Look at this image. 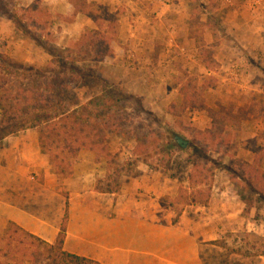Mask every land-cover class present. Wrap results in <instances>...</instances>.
<instances>
[{
  "label": "rangeland",
  "instance_id": "374dc122",
  "mask_svg": "<svg viewBox=\"0 0 264 264\" xmlns=\"http://www.w3.org/2000/svg\"><path fill=\"white\" fill-rule=\"evenodd\" d=\"M29 1L0 0V14L12 15L19 21L22 20V27L13 25L16 29L11 48L20 50L21 54L23 51L32 53L35 61L22 63L35 65L49 73L56 70L57 63L44 46L65 58L68 65L57 71L63 72L61 76L64 81H73L70 85H64L71 90L58 91L57 96L46 92L52 96L50 102L57 100L61 106H51L42 113L53 114L64 110L66 107L62 108V105H70V108L79 105L77 114L80 120L77 129L83 132L84 137L90 136L78 138V142L73 143L64 138V131L56 135L60 129L43 128L44 134L51 141L53 136H56L57 143L64 140V145L60 148L55 145L57 143L51 144L50 139L47 141L48 145H52L48 148L51 155H58V163L63 168H70L78 160L80 148L94 149L96 160L106 161L104 177L107 174L111 178L118 177L117 166H121L122 190L119 193L125 191L129 196L139 194V198L149 201L150 204L159 203V208L167 209L171 205L174 210L183 206L177 200L179 194L186 190L191 192L188 189L189 177L194 180L205 176L209 185L207 188L212 195L226 190L228 194L240 196L243 205H240L242 209L235 216L236 221L232 217H224L225 222L231 225L217 239L219 243H207L201 247L204 264H264V201L256 196L255 189L259 185L254 183L257 179L260 183L264 181V0L177 1L180 10L174 12L173 16L180 23L177 22V26H168L165 23L156 26V29L161 28V37L157 38L161 41L159 45L156 43L158 54L162 53L161 60L164 64L161 67H167L172 60L171 56L174 53L176 55L170 65H174L179 71L171 74L173 79L170 76L171 81L164 86L168 88L160 95V98L174 97V103L156 106L159 107L156 111L142 103L143 97L133 89L109 80L107 69L104 71V63L109 59L112 62L114 56L105 61H97L82 52L80 57L84 60L74 59L77 55L76 47L73 46L74 40L69 38L67 26L61 24L63 18L59 17L64 12V0H43L44 3H40L43 8L40 13L44 14L48 10L53 14V18L47 19L50 24L46 31L31 25L27 20L29 13L25 6ZM147 6L141 8L139 14L146 15L149 12ZM122 8L120 6L118 11H110L113 16L104 17L100 21L107 27L109 38H113L118 46L126 48L125 53L131 55L129 62L134 67L135 51H129V42L121 34L127 27L120 19ZM125 11L124 8L122 12ZM154 15L153 13L148 19L157 21ZM41 16L45 17V14ZM171 16H167V19ZM188 17L190 19L187 21ZM105 19L107 23L103 21ZM144 24L139 25L140 32H143ZM10 26L11 24L0 30V47H6L9 43L7 34L11 32ZM95 28L97 26L93 29ZM169 32L176 36V43L169 45ZM188 35L196 38L190 46L184 44L189 39L186 37ZM215 35L221 42L218 46L221 51L219 60L224 58L222 63L214 58L217 53ZM35 36L41 38L40 43L34 39ZM199 48H202L201 52ZM153 53L155 55L149 54L150 64L154 62V66L159 67V55ZM47 58L51 61L47 62ZM16 62L21 63L17 60ZM129 62L126 66L121 64L119 70L127 67ZM202 65L216 72L219 79L214 74H207ZM1 70L3 64L0 61ZM185 71H190L191 75H185ZM223 78L226 80L222 81ZM179 80L187 87H181L177 92L175 87L179 85ZM200 80L202 83L207 82L206 89L200 87ZM218 81L222 84L230 82L234 89L241 85L243 91H233L231 102L238 106L239 102L234 97L243 93L239 97L245 104L238 114L230 111L232 104L219 109V114L213 111L211 114L215 121L212 129L200 130V122L194 119L192 113L200 108L198 106L203 100L215 98L216 95L210 87L219 85ZM89 100L94 103L87 104ZM85 104L88 105L87 108ZM89 114L91 118L87 121ZM8 129L9 125H0V139ZM177 138L182 142L186 141L189 147L181 149ZM260 187L262 188L258 187V190H262L264 194V184L261 183ZM166 196L170 197V201L165 200ZM175 213L177 214L176 210ZM232 222H236V225ZM10 235L3 232L0 236L1 250H5L6 244L11 242L9 237L13 241V249L11 252L8 250V257L4 261L10 264H33L35 261L31 258L34 249L32 242L18 231L12 230ZM34 264L45 262L41 260Z\"/></svg>",
  "mask_w": 264,
  "mask_h": 264
},
{
  "label": "crops",
  "instance_id": "0c3cea01",
  "mask_svg": "<svg viewBox=\"0 0 264 264\" xmlns=\"http://www.w3.org/2000/svg\"><path fill=\"white\" fill-rule=\"evenodd\" d=\"M35 1L30 0L25 7L29 8ZM64 1V12L61 14H66L71 5L69 0ZM177 1L180 0H88L94 9L102 7L113 12L112 10L118 11L120 6L123 7L122 10L125 8L126 11L121 10L122 13L119 14L122 24L127 26L121 34L123 39L129 42V45L126 44L129 51H135L136 65L133 67L129 62L131 55L125 53L126 48L119 46L121 51L113 57L112 62L109 59L104 63V71L107 69L109 80L139 93V96L143 97L142 103L151 106L155 111L159 109L156 106H165L174 101V97L160 98L164 89L168 88L164 86L171 81V74L178 69L170 65L176 59L174 52L167 67H161L164 64L161 60L162 53L158 54L156 46V43L159 45L161 41L157 40L161 37V28L156 29V26L160 23L177 26L176 23H180L179 19L173 16L174 12L180 10ZM41 3L44 1L41 0ZM144 6H147L149 12H146V15L139 14V10ZM153 13L157 21L148 19ZM170 15L172 16L167 19ZM186 19L188 21L190 18ZM9 24V43L6 47H0V55L11 56L21 63L35 61L33 54L28 51L21 54L20 50H12L11 40L15 35V23L10 16L0 14V30ZM61 24L67 26L69 38L77 40L87 29L97 26V21L88 13H79L75 21H62ZM142 24L143 32H140L139 25ZM77 27L79 31L75 30ZM170 35L172 37L170 36L169 45L178 41L174 34ZM189 35L186 36L189 39L184 44L190 46L196 38ZM214 37L217 51H214V58L222 63L224 58L219 60L221 51L218 46L221 42L216 35ZM206 44L209 45L207 42ZM199 51L201 52L202 48H199ZM153 52L159 55V67H155L154 62L150 64L149 54L155 55ZM49 60L47 58V62ZM127 62L128 66L119 70L121 64L126 66ZM110 64L112 66H108ZM204 68L207 74H214L219 79L216 72L210 71L206 66ZM184 73L191 75L190 71ZM225 80L223 78L222 81ZM180 81L175 87L177 92L181 87H187ZM200 81V87L206 89L207 82ZM218 83L216 87H210L216 95L215 98L203 100L198 106L200 108L192 113L194 119L200 122V130L212 129L215 121L211 114L213 111L219 114V109L232 104L230 111L238 114L245 104L239 97L243 93L234 97L235 101L239 102L238 106L231 102L233 91H243L241 85L234 89L230 82ZM166 114L168 115V112ZM96 157V151L81 149L78 160L64 176L57 171L49 155L42 151L38 129H26L4 135L0 139V236L7 223L12 221L46 242L54 244L60 232L68 200L63 249L69 253L90 258L100 264H204L201 247L217 240L228 231L231 224L225 222L224 217H232L236 221L235 216L242 209L240 196L228 194L223 190L212 195L208 206H187L178 222L173 223L177 214L171 205L172 209L159 208V203L150 204L149 201L139 198V194L129 196L125 191L97 192L95 185L99 178L105 176L106 161L98 162ZM233 225H236V222Z\"/></svg>",
  "mask_w": 264,
  "mask_h": 264
},
{
  "label": "trees",
  "instance_id": "16d2710c",
  "mask_svg": "<svg viewBox=\"0 0 264 264\" xmlns=\"http://www.w3.org/2000/svg\"><path fill=\"white\" fill-rule=\"evenodd\" d=\"M69 2L71 5L68 9V12L66 14H60L61 16H59L63 18V21L73 22L75 21L76 16L79 13H88L93 18H95V21H97V28L87 29L79 39L73 41V46L76 47L77 50V55L74 57V59L76 58L79 60H84L80 57L82 52L86 53L88 57L93 58L97 61H105L110 56H116L119 53V46L114 42V40H112L113 38H109L108 31L106 30L107 27L102 25L104 24V22L100 21L104 17H112L113 15L110 13V11L102 7L94 9L92 8L93 4L89 3L88 0H69ZM40 3V0H36L29 8H27L26 11H28L29 13L27 20L31 25L35 27L39 26L40 29L46 31L47 28H49L50 24L49 20L47 19L49 17L53 18V14L50 11L46 10V13H44L45 17H42L41 15L44 14L40 13V11H43L42 5ZM10 16L16 25L21 26L22 23L20 21L22 20L19 21L15 17H12V15ZM103 21L107 23L106 19ZM24 27L27 28V26ZM34 39L38 43L41 42V38L35 36ZM44 48L46 51L53 55V58L57 63V68L56 70H53L54 72L49 73L48 70H42L35 65L18 63L11 56L0 55V61L3 64V70L0 71V125L10 126V129H8V131L6 130V133L4 135L15 134L26 129H38L40 132V144L42 151L51 156V162L53 163L57 171L60 174L66 176L67 173L70 172V168H63L62 164L58 163V155H51V152L48 150V148L52 145H48L47 143L50 138L44 134L43 128L56 127L57 130L60 129L59 132L56 133V135H60L64 131V138L67 140L70 139L73 143H77L78 138H90V136L84 137L83 132L77 129V125L80 120L77 114L79 112V105L77 104V106L74 108H70V105H62V108H66L61 111H56L53 114L42 113L43 110L45 111L51 106H61V104L57 100L50 102L49 100L52 98V96L46 94V92L57 96L58 91L71 90L65 86L70 85V83L73 82L71 80H66L65 78L64 79L66 81H64L61 76L63 72L61 70L57 71L58 69H61L68 65L64 61L65 58L63 56L57 55L47 46H44ZM66 82L69 83L67 84ZM93 103V100H89L87 102V104ZM87 104L84 105L86 108L88 106ZM200 105L201 104H199V106ZM60 109L61 108H59V110ZM90 118L91 114H89V117H86V120L90 121ZM52 139L53 141H51V139L49 140L51 144L57 143L56 136H53ZM177 140L181 144V149L184 150L189 147L186 141L182 142L180 138H177ZM55 145L58 148L62 147L61 145H64V140L62 141V143L60 141ZM138 145L137 151L139 147ZM81 149L82 148H80L79 150ZM120 167L121 166H117L118 172L116 175L118 177L111 178L110 175L107 174L106 177L99 178L96 182L95 190L97 192L103 193L120 192L122 189V181L120 178L121 171L119 169ZM193 167H195V163ZM254 183L256 185H259L255 189L256 196L261 197L260 199L264 201V194L263 192H261L262 190H258V187L262 188L260 186L261 183L264 184V181L260 183V181L257 179ZM207 186L209 185L208 182H206L205 176L203 178L201 177V179L197 177L194 180L191 176L189 177L188 189L191 190V192H188V190H186L181 195L179 194L177 200L178 202L182 203L183 206L182 208H175V210L177 211V216L173 219V223L178 222L180 215L182 214L184 208H186L187 206L209 205L212 193L211 191H209V188H207ZM165 200L170 201V197L166 196ZM67 220L68 200L66 201V211L63 222L61 224L60 232L57 241L54 244L46 242L40 237L16 225L12 221L7 223L4 233L10 235V232L12 230H14V232L18 231L32 242L34 249H32L31 258L35 261L33 262V264L39 263L41 260H44L45 264H100L99 262L94 261L90 258L72 254L63 249V243L66 236ZM9 239L11 242L6 244V249H0V264H10L9 262L4 261L6 257H8V250H10L9 252H11V250L13 249L11 247V243H13L12 237H9ZM209 243L218 244L219 241L214 240L210 241Z\"/></svg>",
  "mask_w": 264,
  "mask_h": 264
},
{
  "label": "clouds",
  "instance_id": "9594fccd",
  "mask_svg": "<svg viewBox=\"0 0 264 264\" xmlns=\"http://www.w3.org/2000/svg\"><path fill=\"white\" fill-rule=\"evenodd\" d=\"M75 30H76V31H79V28L77 27Z\"/></svg>",
  "mask_w": 264,
  "mask_h": 264
}]
</instances>
